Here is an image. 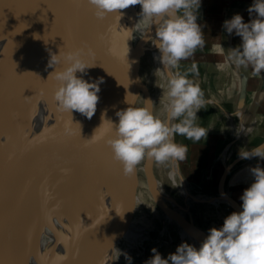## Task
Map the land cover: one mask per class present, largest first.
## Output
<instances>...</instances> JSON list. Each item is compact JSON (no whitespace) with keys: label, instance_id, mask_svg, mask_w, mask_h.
<instances>
[{"label":"water","instance_id":"obj_1","mask_svg":"<svg viewBox=\"0 0 264 264\" xmlns=\"http://www.w3.org/2000/svg\"><path fill=\"white\" fill-rule=\"evenodd\" d=\"M125 12L126 9L117 10L99 19L88 0H0V25L9 23L14 26L13 41L0 69V90L3 94L0 117L7 110L22 77L34 67L49 64L50 54L60 53V62L54 67L62 71L68 65L67 54L79 52L90 68L77 75L89 82L99 78L104 81L100 84V99L91 119L76 111L66 112L56 115L45 127L44 133L53 149L49 161L22 174L8 172L3 175L0 172V264L39 261L41 235L43 229L53 223L55 213L49 186L58 172L67 173L70 186L79 179L97 182L110 199V203L102 204L99 211L86 213L80 230L74 227L75 235L69 254L89 234L94 235L93 250L114 243L118 247L124 246L123 238L134 223L136 194L132 185L139 178L138 165L131 174L125 175L122 163L113 158L107 141L115 136L112 123H118L116 112L129 106L135 107L139 96L144 102L151 95L148 83L140 75L145 55L153 66L149 76L160 78L155 74L156 67L151 59L153 52L160 54L158 48L151 44L154 28L149 35L135 41L130 23L121 27ZM226 20H229L228 16L224 22ZM227 36L223 26V51L227 62L236 71L235 64L227 57ZM236 74L238 91L235 113L240 115L246 100L247 74L245 71ZM240 124L243 129L247 127L242 122ZM243 129L229 141L226 149L239 138ZM94 134V140H85L91 139ZM262 144L264 139L248 150ZM236 151L233 150L226 161L222 159L223 170L215 197H220L222 204L238 212L242 210L241 206L226 191V182L241 159L240 155L235 156ZM0 159L3 163L9 159L1 147ZM153 163L154 158H149L144 174L150 187L149 193L158 205L160 198L168 208H173L154 188L151 189L157 180ZM179 176L182 178L180 172ZM84 186L82 182V189ZM76 192L81 191L77 189L71 193ZM84 197L92 198L89 194ZM180 216L179 221L168 219L181 229H189L197 238L207 237L208 233L194 222L190 212L186 216L181 213ZM134 244L135 241L132 247Z\"/></svg>","mask_w":264,"mask_h":264},{"label":"clouds","instance_id":"obj_2","mask_svg":"<svg viewBox=\"0 0 264 264\" xmlns=\"http://www.w3.org/2000/svg\"><path fill=\"white\" fill-rule=\"evenodd\" d=\"M88 3L99 19L117 10L140 5L141 20H147L149 26L156 25L152 43L159 50L158 59L164 70H168V119H160L148 107L129 106L117 111L118 123H112L115 136L107 141L113 158L122 163L125 175L131 174L145 156L158 162L183 161L187 145L176 143L174 136L181 135L198 142L206 137L208 129L196 124L197 112L204 105L201 88L171 69H177L182 60L205 44L202 27L197 23L201 0H88ZM248 12L250 16L256 14L248 23L240 14L224 22L227 33L235 32L242 40L238 47L228 49L227 57L236 66L251 67L253 75L259 76L264 73V0H254ZM66 60L67 67L53 72L58 81L54 99L60 110L76 111L91 119L100 99L98 93L103 78L89 82L77 75L90 68L79 52L67 54ZM59 62L60 53L50 54L49 67ZM174 120L178 122L173 123ZM94 139L95 134L85 140ZM253 157L264 160V144L240 152L241 159ZM250 171L254 181L240 197L241 211L228 215L222 227L209 229L199 248L182 243L166 259L153 248V256L145 264H264V168L257 165ZM183 179L171 186H178ZM126 258L131 261L130 257Z\"/></svg>","mask_w":264,"mask_h":264},{"label":"bare ground","instance_id":"obj_3","mask_svg":"<svg viewBox=\"0 0 264 264\" xmlns=\"http://www.w3.org/2000/svg\"><path fill=\"white\" fill-rule=\"evenodd\" d=\"M141 12L140 5L129 6L126 9L125 17L121 21V27L124 28L125 25L130 23L135 41L149 35L150 31L154 28L152 30V34L154 35L153 40L155 39L156 25L152 24L149 26L147 20H141ZM136 27L143 29L140 37L138 36ZM13 37L14 26L12 24L0 25V69L9 52ZM151 44L155 46L152 41ZM159 55L158 52L151 54V59L154 61L156 67L155 74H158L160 79L167 83L168 70H164V66L160 65ZM157 69L161 70L156 71ZM54 71L59 72L56 67H49L46 63L30 69L22 77L21 83L17 85L7 110L0 117V147L3 148L9 158L4 163L0 159V172L3 175L8 172L22 174L38 168L52 158L53 149L44 133L45 127L52 122L56 115L68 112L60 110L54 99V92L58 85V81L54 78ZM171 71L176 72L173 69ZM1 92L0 90V100L3 95ZM156 100L157 98L150 95L144 101V107L150 108L154 115L160 119L167 120V96L161 98L157 113L154 112ZM237 130L235 129V132ZM149 158L145 156L141 165L144 174L148 169ZM245 172L241 171L235 175L232 183L239 181L241 178L248 177L249 174L252 175L251 172L244 174ZM168 176L172 182L176 183V179L180 182L181 178L179 176L177 160L170 159ZM82 182L85 185L83 189ZM179 185L182 195L187 201L195 200L198 202L207 200L212 204L221 203L222 201L220 197L192 196L184 179ZM153 188L161 198L173 206V208H168L165 202L159 198L158 202L165 205L168 216L179 221L181 220V213L185 216L189 213V205L186 203L184 206L180 205L176 199L165 191L158 179L151 185V189ZM77 189L81 192L71 193L72 190L77 191ZM49 191L52 195V206L55 209L52 219L53 223L43 229L38 249L39 261H31V264H68L69 262L72 264H102V252L105 250V247L93 250L94 235L92 234L84 237L78 248L69 254L73 243V236L75 235L74 227L76 226L80 230L86 213L99 211L102 205L97 182L92 183L86 179H79L70 186L67 173L58 172L52 178ZM88 194L92 198L88 199L84 197ZM179 229L180 245L188 243L199 248L204 241V238L195 237L187 228L181 229L179 227ZM130 233L131 230H128L125 236L130 235Z\"/></svg>","mask_w":264,"mask_h":264},{"label":"crops","instance_id":"obj_4","mask_svg":"<svg viewBox=\"0 0 264 264\" xmlns=\"http://www.w3.org/2000/svg\"><path fill=\"white\" fill-rule=\"evenodd\" d=\"M253 3L254 0H201V6L198 9L199 21H209L208 31L204 35L210 36L209 41L212 43V50L214 48L216 51L214 60L222 67L225 75L222 79H213L214 76L208 72L210 65L209 61L206 60L208 57L204 58V61H201V59L197 61L196 67L198 69L201 68L202 73L199 87L203 92L204 100L203 107L197 112V120L200 121L199 126L206 130L208 129V131L206 137L198 142L188 140L185 136L181 135H175L174 140L178 144L187 145L188 151L185 162L193 167L192 180H194L196 186L207 192L214 189L215 195L217 192V182L223 170L222 158L224 157V150H226L227 144L231 141L227 139V129H225L224 124L226 122H229V124L233 123L232 117L236 111V95L238 91V76L236 73L240 71H245L247 74V89L244 106L242 107L241 114L238 115L239 119L248 127L259 119L260 125L256 135L250 141H243L240 145L232 143V146H235L234 150H237L235 156L240 155V149L246 147L250 149L264 139V73L259 76L253 75L251 67L245 68L236 65V71H234L227 62L223 49L220 47V45L222 46L221 30L225 18L228 16L230 20L235 14H240L244 22L248 23L256 15L253 13L250 16L248 12V8ZM227 40L228 49L236 48L242 42L241 37L235 35V32L228 34ZM182 61L176 69L180 73L185 68ZM250 162L253 164L249 165H253L254 167L259 165L261 168H264V160L259 157L251 158ZM249 165L240 168L237 172L246 168H254ZM237 172L233 173L231 177ZM253 181L254 177L234 183H231L230 180V188H226V191L241 206L242 200L240 197ZM220 205L216 206V208ZM222 206L223 209L220 208L216 211V228L222 227L224 219L234 212L227 205L223 204Z\"/></svg>","mask_w":264,"mask_h":264},{"label":"rangeland","instance_id":"obj_5","mask_svg":"<svg viewBox=\"0 0 264 264\" xmlns=\"http://www.w3.org/2000/svg\"><path fill=\"white\" fill-rule=\"evenodd\" d=\"M208 22V23H207ZM203 22L199 21L197 17V23L201 25L203 33L208 31L209 21ZM138 36H141L143 29L136 27ZM210 36L204 35L205 44L203 47H198L191 56L187 59H184L182 62L184 63V69L181 74L185 75L188 79L192 80L194 83H200L201 76V68L196 67V63L199 59L204 61V58L209 61L210 65L208 68V72L210 75L214 76L213 79H222L225 73L222 71V67H220L217 62L214 60V56L216 55V51L212 50V43L209 41ZM182 65V63H181ZM218 65V66H217ZM142 68L140 71L141 77L146 80L149 85L150 93L152 97L157 98L154 103V112L157 113L160 107V100L163 97H166V82L162 81L160 78H152L149 76L150 69L153 68L152 64L147 61V56L145 55L142 59ZM195 66V69H193ZM152 67V68H151ZM150 79V80H149ZM152 80V81H151ZM135 107H144V102L142 97L139 96L136 102ZM233 123L226 122L224 124L225 129H227V139L232 140L236 136L235 129L239 130L240 122L239 116L236 113H233ZM175 123V121H174ZM196 124L200 125V121L196 120ZM232 124V125H231ZM260 125V120L257 119L254 121L250 127H242V133L239 138H237L232 143H238L239 145L244 142L250 141L254 135L257 133V129ZM240 129V130H241ZM175 137V136H174ZM175 141V140H174ZM232 143L228 145V149L224 150L223 161H226L231 152L234 150L235 146H232ZM248 150L246 148L240 149V152ZM238 156V155H237ZM236 156V157H237ZM235 158V157H234ZM188 161V160H187ZM251 159H240L231 173L237 172L240 168H244L249 164H253L250 162ZM143 160L138 164V180L132 185L135 188L136 194V211L134 215V223L131 224L128 230H131L130 235L124 236V246L118 247L116 243L108 245L105 247V250L102 252L101 263L102 264H145V261L149 260L152 256V249L155 248L162 256V258H167L169 254L175 253L177 247L180 245V229L179 227L171 221L169 218L174 219L171 216H166V207L162 203L159 205L153 199L151 194L149 193V185L146 183L143 173V168H141ZM178 169L181 177H184V181L187 184V188L189 193L192 196H202V197H215L214 189L207 191H203L196 186L194 180H192L193 176V167L190 166L183 161L177 162ZM253 166V165H249ZM254 167V166H253ZM153 169L156 178L161 182L165 191L172 196L174 199L180 203V205H189V212L194 220V222L207 233L209 229L216 227L217 218L216 211L218 209H223V204H212L207 200L203 201H195V200H185L180 185L173 187L171 184H178L179 180L176 179V183L172 182V180L168 176V172L170 170V160L165 162H158L154 159ZM251 168H246L241 170L242 172H251ZM240 171V172H241ZM246 172L244 174H246ZM239 172L233 175V177H229L226 182V188L229 189V181L234 178ZM253 178L251 174H249L246 178H241L239 181L248 180ZM230 179V180H229ZM98 185V183H97ZM99 188L100 200L101 203H110V199L104 188ZM181 192V193H180ZM184 199V200H183ZM220 205L216 208V206ZM209 234V233H208ZM138 237V238H137ZM135 241L134 247L133 242ZM132 247V248H131ZM118 250V251H117ZM130 254V255H129ZM126 257H130L131 261H129ZM171 264V262H169Z\"/></svg>","mask_w":264,"mask_h":264},{"label":"built area","instance_id":"obj_6","mask_svg":"<svg viewBox=\"0 0 264 264\" xmlns=\"http://www.w3.org/2000/svg\"><path fill=\"white\" fill-rule=\"evenodd\" d=\"M240 127H241V125H240ZM240 127H239V128H240ZM237 132H238V130L236 131V133H237Z\"/></svg>","mask_w":264,"mask_h":264},{"label":"flooded vegetation","instance_id":"obj_7","mask_svg":"<svg viewBox=\"0 0 264 264\" xmlns=\"http://www.w3.org/2000/svg\"><path fill=\"white\" fill-rule=\"evenodd\" d=\"M238 116V115H237Z\"/></svg>","mask_w":264,"mask_h":264}]
</instances>
